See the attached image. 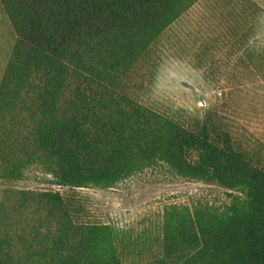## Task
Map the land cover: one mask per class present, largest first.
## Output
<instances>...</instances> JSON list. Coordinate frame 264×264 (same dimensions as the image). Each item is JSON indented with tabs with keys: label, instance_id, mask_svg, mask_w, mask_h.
<instances>
[{
	"label": "trees",
	"instance_id": "obj_1",
	"mask_svg": "<svg viewBox=\"0 0 264 264\" xmlns=\"http://www.w3.org/2000/svg\"><path fill=\"white\" fill-rule=\"evenodd\" d=\"M183 1L0 0L15 35L0 81V178L19 180L35 166L58 185L104 189L163 162L181 177L243 200L213 220L214 227L189 219L167 226L161 258L131 264H264V168L208 121L188 129L122 91ZM3 193L13 201L21 196L18 206H7L19 208L21 218L22 210L46 212L40 221L53 223L55 241L45 246L48 237L37 231L30 239L3 236L0 264H11L1 256V246L10 244L33 257L48 252L56 259L48 264H122L111 246L117 234L73 223L58 193ZM97 251L104 260L82 259Z\"/></svg>",
	"mask_w": 264,
	"mask_h": 264
},
{
	"label": "rangeland",
	"instance_id": "obj_2",
	"mask_svg": "<svg viewBox=\"0 0 264 264\" xmlns=\"http://www.w3.org/2000/svg\"><path fill=\"white\" fill-rule=\"evenodd\" d=\"M182 6L122 91L188 129L208 121L228 132L236 149L264 168V0H184ZM14 44V32L0 7V81ZM5 189L58 193L70 205L73 223L107 226L117 234L111 246L122 264L161 258L167 226L179 228L189 219L214 227L213 220L231 213L230 208L243 200L238 192L181 177L163 162L104 189L61 186L35 166L19 180L0 178V238L23 234L30 239L31 231H37L48 237V247L55 241L49 234L55 229L53 223L40 221L46 212L22 210L21 218L19 208L7 207L13 200ZM20 197L13 201L17 206ZM1 247L3 260L11 264L56 261L48 252L38 258L20 246ZM91 257L82 259L104 260L101 251Z\"/></svg>",
	"mask_w": 264,
	"mask_h": 264
},
{
	"label": "water",
	"instance_id": "obj_3",
	"mask_svg": "<svg viewBox=\"0 0 264 264\" xmlns=\"http://www.w3.org/2000/svg\"><path fill=\"white\" fill-rule=\"evenodd\" d=\"M198 102H199L200 105L202 104V102H201V100L199 98H198Z\"/></svg>",
	"mask_w": 264,
	"mask_h": 264
}]
</instances>
